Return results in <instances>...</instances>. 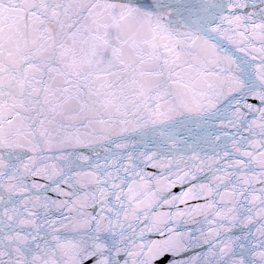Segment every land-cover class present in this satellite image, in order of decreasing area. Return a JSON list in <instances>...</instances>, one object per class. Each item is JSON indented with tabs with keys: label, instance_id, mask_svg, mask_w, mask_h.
I'll return each mask as SVG.
<instances>
[{
	"label": "snow or ice",
	"instance_id": "6c2138e0",
	"mask_svg": "<svg viewBox=\"0 0 264 264\" xmlns=\"http://www.w3.org/2000/svg\"><path fill=\"white\" fill-rule=\"evenodd\" d=\"M0 264H264V0H0Z\"/></svg>",
	"mask_w": 264,
	"mask_h": 264
}]
</instances>
